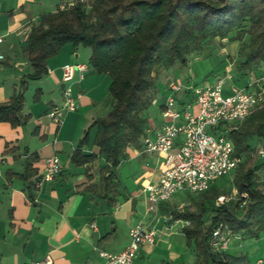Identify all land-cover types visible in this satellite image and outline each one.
Wrapping results in <instances>:
<instances>
[{
    "label": "crops",
    "instance_id": "crops-1",
    "mask_svg": "<svg viewBox=\"0 0 264 264\" xmlns=\"http://www.w3.org/2000/svg\"><path fill=\"white\" fill-rule=\"evenodd\" d=\"M22 21L20 14H13L7 22V33L25 35L27 41L32 24ZM78 57L77 53L74 60L73 51L65 50L49 58L46 78L38 87L41 100L49 94L48 106L26 108L25 98L23 113L30 116L28 122L13 126L8 121H0V264L101 263L104 258L100 251L124 250L132 241L131 230L138 225L153 229L156 234L154 243L139 249L134 264H196V250L188 245L184 232L190 222L174 219V209L169 208L168 202L160 206L157 214L148 211L150 202L145 187L160 179L166 154L147 151L145 139L155 138L158 129L166 124L165 119L158 123L152 119L138 143L127 147L111 190L106 189L103 181L104 169L109 163L93 142L84 146L83 151L97 153V158L85 164L72 161L87 127L107 114L105 103L113 99L108 94L109 80L96 73L92 66L83 78L77 72L69 83L63 81L64 66L86 64ZM0 62L7 63V58ZM261 68L264 69V64ZM19 77L23 86L25 79L22 75ZM257 78L246 77L241 82L254 90ZM67 84L71 85L74 95L81 94V97L78 109L66 113L62 124L57 125L48 113L54 105L63 102ZM20 90L17 83L0 84V103L8 102ZM180 98L182 103L186 101L187 93ZM42 109H45L44 115ZM53 154L61 159V172L52 181L32 187L31 183L45 169L46 158ZM28 164H31L29 177L23 178ZM233 238L240 243L227 251L246 254L252 264L249 252L240 251L247 238L240 234ZM249 239L253 250L264 251V231L258 239ZM254 264H264V256Z\"/></svg>",
    "mask_w": 264,
    "mask_h": 264
},
{
    "label": "trees",
    "instance_id": "trees-1",
    "mask_svg": "<svg viewBox=\"0 0 264 264\" xmlns=\"http://www.w3.org/2000/svg\"><path fill=\"white\" fill-rule=\"evenodd\" d=\"M246 22L250 23L247 29L244 28ZM232 32L237 33L233 40L242 41L249 35L248 42L241 47L244 51L239 67L242 76L253 72L257 77L264 76L261 68L264 64V0H92L89 7L77 0L66 9L44 13L39 23L32 26L25 51L34 68L31 74L34 79L48 72L49 58L57 55L67 43L89 46L91 66L97 73L110 76L113 107L106 116L93 121L91 127H97L93 141L90 129L86 130L73 152L72 161L85 164L97 158V153L83 151L92 141L109 163L104 169L103 181L106 189L111 190L127 147L137 144L148 127L143 113L155 98V69L170 67L176 61L186 62V55L201 48L203 41L226 38ZM24 104L22 90L8 102L0 103V121H8L13 126L25 123L29 115L23 113ZM252 136L264 140V107L248 117L240 129L230 132L238 155L242 156L251 148ZM30 165L23 178L29 177ZM258 168L237 174L238 201L232 208L233 201L220 207L212 204V223L206 230L203 215L207 204L226 193L223 188L213 184L202 193L198 214L173 210L174 219L190 222L184 232L188 245L196 250V264H250L246 254L215 251L212 236L216 226L223 223L234 234L260 237L264 231V189L257 182ZM34 185L35 182L31 183L32 187ZM243 201L246 203L242 204Z\"/></svg>",
    "mask_w": 264,
    "mask_h": 264
},
{
    "label": "built area",
    "instance_id": "built-area-1",
    "mask_svg": "<svg viewBox=\"0 0 264 264\" xmlns=\"http://www.w3.org/2000/svg\"><path fill=\"white\" fill-rule=\"evenodd\" d=\"M73 4L72 1L68 5L64 4L62 9ZM1 42L3 37L0 36ZM5 59L6 56L0 52V61ZM88 68L84 63L64 66L63 81H72L76 71L83 78ZM234 78L233 74H227L203 86L185 87L181 82L169 85L162 112L172 120L158 129L155 138L145 139L147 151L166 154L165 169L160 179L145 187L150 213L157 214L160 206L178 192L197 195L208 191L242 163V156L237 154L230 132L256 110L264 107V76L255 80L257 87L254 90L237 85L233 82ZM229 81L231 83L227 84ZM184 93H187L188 98L182 103L180 96ZM63 96V102L54 105L48 113L57 125L62 124L66 113L78 109L81 94L74 95L71 85L67 84ZM153 103H158L157 98L153 99ZM260 152L264 153L263 150ZM61 169L60 157L57 154L48 156L45 169L35 185L52 181ZM225 198L221 196V200ZM245 203L243 201L242 204ZM155 234V230L144 225L134 227L131 230V243L119 253L100 251L104 261L97 264H134L139 249L155 242ZM234 235L227 225L220 223L213 231V249L228 250Z\"/></svg>",
    "mask_w": 264,
    "mask_h": 264
},
{
    "label": "rangeland",
    "instance_id": "rangeland-1",
    "mask_svg": "<svg viewBox=\"0 0 264 264\" xmlns=\"http://www.w3.org/2000/svg\"><path fill=\"white\" fill-rule=\"evenodd\" d=\"M71 1L74 3L77 2V0H0V36L3 37L4 41L3 43H0V52L3 53L7 58V63L2 64V62H0V84L6 86L17 83L19 87H21V90L23 91L26 98V108L38 107L40 109L50 104L49 94H45V97L42 100L41 98H37L39 93L38 87L41 86L39 84L46 78V75L38 79L31 78L34 68L25 52V35L18 36L16 32L7 33V22L10 20L13 14H20V16L23 17V21H25L27 24H32V26L37 25L39 23L40 17L44 13L56 12L58 9H62L64 4L68 5ZM80 1L85 2L88 7L92 3V0ZM249 24V22H246L244 24V28L246 27L247 29ZM236 35V32H232L226 38L215 37L207 39L202 42L201 48L194 49L186 55V62L176 61L174 65L170 67H157L154 71V76L156 79L154 96L157 98L158 103L155 104L152 102L150 106L144 111L143 114L148 119V122L152 123V119L156 123L164 122V119L166 123L171 122V120L168 121L169 118H166L163 115V112L160 110V105L165 101L168 95L167 89L171 83L181 82L185 87L188 85L203 86L215 82L218 76L233 74L235 77L233 82L237 85L243 86L241 81L244 78L247 77L249 80L251 76H257V74L254 72L248 74L246 77L242 76L239 67L240 62L244 57V51L241 50V47H243L248 42L249 35H246L242 41L233 40L232 38H235ZM65 50H69L71 53L73 51L74 60H76V54H80L78 59L84 60L87 66H91L90 58L92 49L89 46H85L83 44L74 46L72 43H67L61 48L60 51ZM21 64L23 65L22 67L19 66ZM20 75H22V77L25 79L23 86L22 79L19 77ZM102 75H105L104 77L109 80L110 88V76L106 73H103ZM230 83L231 81H229L227 84ZM108 94L109 96L111 95L110 90L108 91ZM41 95L42 93L40 96ZM112 98L113 97L111 95V99ZM113 104L114 99L105 103L107 114L112 109ZM44 111L45 109H42V115L45 114ZM29 119L26 122H28ZM92 123L93 121L89 124L87 130L90 129L93 141L97 132V127L92 128ZM244 123L245 120L238 125L237 129H240ZM92 141H90V143ZM249 143L251 144V148L245 151V153L242 155V163L240 166L231 175L221 178L215 183V185L223 188L226 193L219 195L217 198H215V200L213 199L211 203L207 204L208 209L203 215L204 230H206L212 223V216L214 214V211L211 210L212 204L213 206L216 205L220 207L233 201V205L230 204V207L232 208L235 202L238 201L239 193L235 181L239 172L242 171L243 173L248 171L250 168L260 167L257 171V182L260 184V187L264 189V153L260 152L261 150L264 151V140L258 136H252L249 140ZM203 196L202 193L192 196L189 193L178 192L168 201V206L170 209L173 208L175 211H191L198 214L201 212L200 203L203 199ZM221 196H225L226 198L221 200ZM235 208L237 207L235 206ZM238 211L241 210L239 209ZM243 242L245 246L240 247V251L243 250L249 252L252 264L255 263L257 258L264 256L263 250H253L254 246H250L249 238L243 240ZM235 243L240 242L237 238L232 237L229 248H232ZM203 264L211 263L203 262Z\"/></svg>",
    "mask_w": 264,
    "mask_h": 264
},
{
    "label": "water",
    "instance_id": "water-1",
    "mask_svg": "<svg viewBox=\"0 0 264 264\" xmlns=\"http://www.w3.org/2000/svg\"><path fill=\"white\" fill-rule=\"evenodd\" d=\"M20 66H23L22 64Z\"/></svg>",
    "mask_w": 264,
    "mask_h": 264
}]
</instances>
